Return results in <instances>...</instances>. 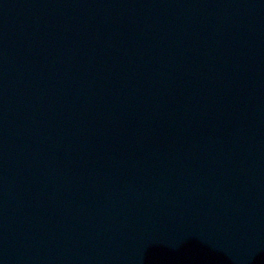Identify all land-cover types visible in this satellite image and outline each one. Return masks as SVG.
<instances>
[{
  "label": "water",
  "instance_id": "obj_1",
  "mask_svg": "<svg viewBox=\"0 0 264 264\" xmlns=\"http://www.w3.org/2000/svg\"><path fill=\"white\" fill-rule=\"evenodd\" d=\"M0 264H264V0H0Z\"/></svg>",
  "mask_w": 264,
  "mask_h": 264
}]
</instances>
